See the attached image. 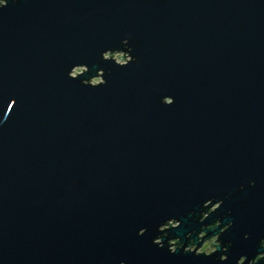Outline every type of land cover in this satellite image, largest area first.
Masks as SVG:
<instances>
[{"label":"water","instance_id":"1","mask_svg":"<svg viewBox=\"0 0 264 264\" xmlns=\"http://www.w3.org/2000/svg\"><path fill=\"white\" fill-rule=\"evenodd\" d=\"M0 264H264V0L0 2Z\"/></svg>","mask_w":264,"mask_h":264},{"label":"rangeland","instance_id":"2","mask_svg":"<svg viewBox=\"0 0 264 264\" xmlns=\"http://www.w3.org/2000/svg\"><path fill=\"white\" fill-rule=\"evenodd\" d=\"M109 57V56H108ZM122 57H124V56H122ZM114 58L119 62V63H121V64H125V62L126 61H124V60H122V59H120L118 56H114ZM77 72L78 73H81L82 72V70L81 69H78L77 70ZM101 80L100 79H95L94 81H93V83L94 84H97V83H99ZM214 242H216V240L215 241H213V243ZM217 243H215V245H216ZM212 245V242L211 243H205V245L199 250V252L200 253H206V254H211V252H214L215 251V247H213V248H209L210 246ZM209 248V249H208ZM208 249V250H207Z\"/></svg>","mask_w":264,"mask_h":264},{"label":"flooded vegetation","instance_id":"3","mask_svg":"<svg viewBox=\"0 0 264 264\" xmlns=\"http://www.w3.org/2000/svg\"><path fill=\"white\" fill-rule=\"evenodd\" d=\"M203 236H205V234H202V235H201V237H203ZM215 240L217 241L216 238H215L213 241H215ZM211 242H212V241H209V242H207V243H211ZM174 244H175V243H174ZM193 249H194V248H193Z\"/></svg>","mask_w":264,"mask_h":264},{"label":"built area","instance_id":"4","mask_svg":"<svg viewBox=\"0 0 264 264\" xmlns=\"http://www.w3.org/2000/svg\"><path fill=\"white\" fill-rule=\"evenodd\" d=\"M116 56H120V57H122V56H124L125 57V55H116ZM124 61H127V57L126 58H124ZM126 63V62H125Z\"/></svg>","mask_w":264,"mask_h":264},{"label":"clouds","instance_id":"5","mask_svg":"<svg viewBox=\"0 0 264 264\" xmlns=\"http://www.w3.org/2000/svg\"><path fill=\"white\" fill-rule=\"evenodd\" d=\"M0 2H3V0H0Z\"/></svg>","mask_w":264,"mask_h":264}]
</instances>
